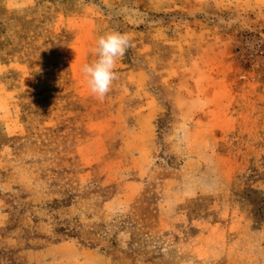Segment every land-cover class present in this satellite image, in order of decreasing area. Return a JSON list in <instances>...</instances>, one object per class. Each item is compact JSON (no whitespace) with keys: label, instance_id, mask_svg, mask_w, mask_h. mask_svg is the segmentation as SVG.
Returning a JSON list of instances; mask_svg holds the SVG:
<instances>
[{"label":"rangeland","instance_id":"obj_1","mask_svg":"<svg viewBox=\"0 0 264 264\" xmlns=\"http://www.w3.org/2000/svg\"><path fill=\"white\" fill-rule=\"evenodd\" d=\"M0 264H264V0H0Z\"/></svg>","mask_w":264,"mask_h":264},{"label":"clouds","instance_id":"obj_2","mask_svg":"<svg viewBox=\"0 0 264 264\" xmlns=\"http://www.w3.org/2000/svg\"><path fill=\"white\" fill-rule=\"evenodd\" d=\"M131 36L116 30L100 35L94 48L95 59L82 66V74L92 95L100 100L111 91L119 78L116 71L117 61L122 59L132 46Z\"/></svg>","mask_w":264,"mask_h":264},{"label":"crops","instance_id":"obj_3","mask_svg":"<svg viewBox=\"0 0 264 264\" xmlns=\"http://www.w3.org/2000/svg\"><path fill=\"white\" fill-rule=\"evenodd\" d=\"M133 76L136 78L137 82H138V87H140V83L141 86L144 84L142 82H144L145 79V75L143 71H136L132 73ZM131 75V74H130ZM141 79V81H140ZM143 89H144V85H143ZM142 92H145L144 90ZM174 100V99H173ZM173 100H171V107H173ZM158 101L155 98H150V99H146L143 103H142V111L140 116L143 117V121L145 123H148L150 120V117L156 113V111H158ZM175 106V105H174ZM194 117V116H193ZM49 252V256L51 257H71V256H75L81 253V251H79V248L77 247V244H75L73 241H61V242H57V243H53L51 245H49L48 247ZM54 255V256H52ZM85 255H87L85 253ZM81 256L84 257V254H81Z\"/></svg>","mask_w":264,"mask_h":264}]
</instances>
